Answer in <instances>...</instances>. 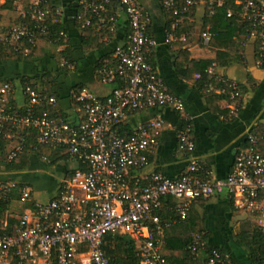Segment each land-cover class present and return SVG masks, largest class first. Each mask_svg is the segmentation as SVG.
<instances>
[{"label":"built area","instance_id":"2783aa9c","mask_svg":"<svg viewBox=\"0 0 264 264\" xmlns=\"http://www.w3.org/2000/svg\"><path fill=\"white\" fill-rule=\"evenodd\" d=\"M74 21L80 31L107 32L115 35L122 18L129 31L125 42L113 52L112 62L97 69L101 84L113 86L111 94L99 97L84 86L70 91L75 116L60 112L55 96L29 85L23 88V106L12 104L13 82L0 86V137L18 141L6 156L13 162L28 153L27 141L34 136V152L47 163L43 150H51L72 161L56 196L46 203L35 199L28 184L0 178V200L18 203L24 209L10 227L8 218L0 229V264H113L106 246L107 237H126L139 252L140 264H172L162 254L165 232L173 224L189 220L193 203L227 195L238 210L248 213L264 232V155L258 150L259 138L250 135L236 156L233 171L225 180H214L194 157L191 119L184 102L173 95L154 70L151 58L158 42L149 36L151 17L138 0H75ZM206 0H162V8L171 18L166 43L186 42L179 33L180 23ZM235 15L252 23L250 38L258 40L260 65L264 64V2L237 1ZM223 2L209 3L211 15ZM63 12L53 0H33L24 23L0 35V49L11 48L29 58L42 37L51 34L49 21L62 23ZM212 33L202 34L204 46H210ZM68 42L63 30L59 33ZM59 53L65 51L60 44ZM61 68L72 72L75 64L62 57ZM213 76V72L209 71ZM201 78V76H198ZM208 93L229 98V110L237 116L241 109L240 87L224 78L211 77ZM170 107L185 121L179 136V149L191 158L187 172L179 179L162 173L145 174L150 155L158 146L164 130L162 119H152L124 130L127 119L142 111ZM19 190L15 200L12 193ZM177 202L175 219L164 221L159 215L165 202ZM208 249L204 234H194L187 246L193 259ZM207 264L230 263L227 253L212 250Z\"/></svg>","mask_w":264,"mask_h":264},{"label":"crops","instance_id":"0c3cea01","mask_svg":"<svg viewBox=\"0 0 264 264\" xmlns=\"http://www.w3.org/2000/svg\"><path fill=\"white\" fill-rule=\"evenodd\" d=\"M6 1L0 0V35L7 33L23 19L30 11L32 0H17L9 8H6ZM138 1L142 10L151 17L149 36L158 42L151 58L152 66L170 92L184 102L186 114L191 119L192 138L196 146L194 157L200 161L204 171L211 173L214 180H225L233 171L238 151L246 146L250 135L259 138L258 150L264 155V64L259 63L258 42L256 38L246 41L235 38L233 41L236 42L228 45L221 40L214 45L204 46L202 34L211 28L206 19L211 0H206L189 14L185 32L188 35L187 41L166 43L170 17L162 8V0ZM53 5L63 12L62 24L73 52L75 70L62 74L58 66L59 47L45 41L42 42L39 54L31 58L18 60L13 56L6 59L0 52V86L5 82H13L15 93L10 100L12 104L23 106L25 100L21 79L38 83L41 87L44 74H56L58 82L63 84L60 87V110L67 116H75L74 103L70 97L73 86L83 85L99 97L111 94L113 86L101 84L96 72L102 63L112 62L113 52L125 42L129 26L125 18H122L115 35L86 43L83 32L78 29L73 18L77 10L75 0H53ZM39 44L40 41L36 49ZM202 69H206L208 81L214 76L234 82L240 87L242 100L237 116L230 113L227 96L206 91L208 81H203ZM209 71L214 75L211 76ZM157 118L164 121L165 127L158 146L150 155L151 163L145 174L158 172L170 179H179L187 172L191 158L179 149V136L185 121L178 112L170 107L142 111L127 119L124 130ZM2 149L6 152L11 147L0 146V152ZM41 164L33 163L32 170L41 167ZM60 165L62 162L53 167ZM71 166H75V163L65 161L49 201L56 196ZM28 170L8 171L0 164V178L32 187L27 182L32 176V171L30 173ZM18 177L22 180H17ZM176 204V201L169 200L162 209L165 214L172 216ZM188 222L191 229L200 230L194 234H204L208 245L225 249L238 264H250L246 249L238 244L237 239L241 234L252 232L256 224L248 213L238 210L226 194L208 201L194 202Z\"/></svg>","mask_w":264,"mask_h":264},{"label":"trees","instance_id":"16d2710c","mask_svg":"<svg viewBox=\"0 0 264 264\" xmlns=\"http://www.w3.org/2000/svg\"><path fill=\"white\" fill-rule=\"evenodd\" d=\"M15 1L17 0H7L6 8H9L11 4H13ZM213 1L216 3L218 1H222L223 6L216 8L215 13L213 15H211V11L209 9L207 11L206 19L208 25L211 27L210 32L213 35L212 40L210 42V46L214 45L216 41H221V40L225 43V45H228L229 43H235L236 40H241V41L248 40L250 38L251 33L254 31V26L252 25V23L241 21L237 18L236 15L232 18L227 17V13L229 10H232L235 13H237L239 7L236 5V2L242 0H213ZM188 20H189V15L188 17L182 19L179 27L180 34L187 32ZM21 23H24L23 19H20V21L16 25ZM48 24L50 25V30H51L50 36L42 37L40 39V44H39L40 47L38 46V48L32 52L29 58L35 55L37 56V54H39V50H41V45L43 44L42 42L46 41L52 43L56 47H58L60 44H65L67 47L65 51L62 54H60L58 58L59 59L58 66L62 74L67 73L65 69L61 68L62 57L67 58L71 63H75V60L73 58V52L69 45V42L65 43L61 38H59V33L64 30V26L62 23H53V21H49ZM107 35H109L107 32L93 33L90 30L83 31V38L86 40V43H88V41L89 42L92 41L91 43L97 42L99 40L104 39ZM235 38L236 40L233 41ZM0 52H2L3 55H5L6 59H10L13 56H15L18 60H22L25 58L22 53L16 52L14 49L11 48L0 49ZM41 54L42 52L40 53V55ZM205 71L206 69L201 70V74L204 82H206V80L208 81L209 79L208 75L205 74ZM21 84L23 85V88H25L26 85H29L38 91H43L49 94L50 96L57 97L59 102L61 100L60 87L63 84L58 82V77L56 76V74L53 73L44 74L41 87L38 86V83H32L31 81L26 79H21ZM76 86H83V85H75L72 88ZM63 114L65 115V113ZM27 139H28L27 141L28 153L26 155L19 157L17 160L13 162H7V160H5L0 163L1 165L4 166L6 170L16 171V172L26 171L29 168H32L33 163L39 162V160L42 158L41 154H39L38 152H34L32 150L31 146L35 144L34 136L30 135ZM6 145L8 147H11L10 150H12V148L18 146V141H9L3 137H0V146L4 147ZM3 150L4 149H2V151L0 152V158L6 159V156L7 154L10 153V150L6 152H3ZM43 153L48 155V158L51 161L49 163L50 166H55L63 160V157H60L59 153L53 152L51 150H43ZM21 184H26V183H21ZM12 197L15 200H17L19 198V190H16L14 193H12ZM10 208H11L10 200H5V199L0 200V229L7 218L9 220L10 227H12L17 223L16 219L8 216ZM159 215L162 217L164 221H172L176 217L174 211H172V216H171L165 214V211L163 209L159 212ZM188 221L186 223L173 224L165 232L162 254L169 262H171L172 264H207L206 256L208 252H211L212 250L216 249L221 253H227L225 249L213 248L210 245H208L207 252H205V255L203 257L198 259L191 258L187 252V246L191 242L193 234L200 230L191 229ZM237 242L240 246L246 249L250 260V264H264V232L262 230H260L256 226V228H254L252 232L241 234L238 237ZM105 249L107 250L110 258L112 259L113 264H140L141 262L138 256L139 252L136 248L135 243L126 237H115V238L107 237ZM225 264H238V263L235 260H233V258H231L230 263H225Z\"/></svg>","mask_w":264,"mask_h":264},{"label":"rangeland","instance_id":"374dc122","mask_svg":"<svg viewBox=\"0 0 264 264\" xmlns=\"http://www.w3.org/2000/svg\"><path fill=\"white\" fill-rule=\"evenodd\" d=\"M32 2L33 0L31 1V3ZM5 160L6 159L0 158V163ZM39 162L45 164H41L43 167L37 166V168H34V170H32V168L31 170H28L30 173L32 171V176L31 178L29 177L28 179H25H27V182L31 183L34 190L35 199H37L41 203H46L51 197L52 188L54 187V184L56 182L55 180L59 177V172L63 169V166H65V161H61L62 165H60V167L50 166L49 163L45 162L42 159H40ZM1 167H3V165H1ZM17 180H22V178L18 177ZM22 212L23 209L20 207V204L14 202L11 204L8 216L17 219L22 214Z\"/></svg>","mask_w":264,"mask_h":264}]
</instances>
